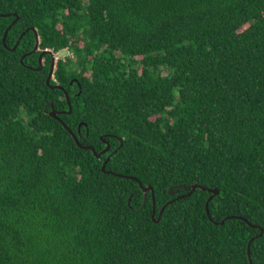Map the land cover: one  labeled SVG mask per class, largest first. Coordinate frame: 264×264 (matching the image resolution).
I'll return each instance as SVG.
<instances>
[{"label": "trees", "instance_id": "1", "mask_svg": "<svg viewBox=\"0 0 264 264\" xmlns=\"http://www.w3.org/2000/svg\"><path fill=\"white\" fill-rule=\"evenodd\" d=\"M0 14V264H249L251 237L264 264V0H0ZM29 27L39 50L21 63L34 32L9 48ZM46 48L71 52L50 80L71 106L58 117L97 153L109 142L98 158L49 115L68 105L48 54L30 69ZM107 156L133 178L102 172ZM138 181L154 218L192 184L219 192L154 222Z\"/></svg>", "mask_w": 264, "mask_h": 264}, {"label": "water", "instance_id": "2", "mask_svg": "<svg viewBox=\"0 0 264 264\" xmlns=\"http://www.w3.org/2000/svg\"><path fill=\"white\" fill-rule=\"evenodd\" d=\"M0 16H8V14H0ZM17 19V17L15 16V18L10 22V24H8V26L6 27V29L4 30L3 32V35H2V44L4 47H6V35H7V32L9 30V28L11 27V25L15 22V20ZM29 30H32L34 32V36H35V41H34V46L33 48L22 54L20 56V62L22 63V60L23 58L26 56V55H30L32 53H34L35 51L39 50V37H38V34H37V31L32 28V27H29V28H26L24 31H22L18 37V39L16 40L15 44L9 48L10 50H13L16 46V44L18 43L19 39L24 35L25 32L29 31ZM44 54H48L51 58V62H50V66H49V70H48V74L45 78V84L47 86H49L50 88H56V89H60L64 92V95H65V98H66V101H67V105H68V110L67 111H56L54 110L52 107H51V110L49 111V115L52 117V118H55L57 120H59L61 122V124L64 126V128L71 134V136L73 137L74 139V142L76 143L77 146H79L80 148H83V149H88V150H91L92 154L95 156V157H99L101 154H104L108 151L109 149V142L106 141V140H103L104 143H105V147L100 150L98 153L94 150V148L90 145H81L76 137V135L61 121V119L58 117V115L60 113H64V112H67L69 113L70 110H71V106H70V102H69V99H68V95L66 93V91L64 90V88L59 85V84H50V80L53 79V72H54V69H55V62H56V59H55V56H54V52L51 50V49H43L39 52L38 54V58H37V62H38V66L37 67H30V69L32 70H40L41 67H42V59H43V56ZM70 84L72 83V81L69 82ZM48 105H51V103H48ZM120 142H121V139H119ZM109 159V156H107L102 164H101V171L104 172V173H109V174H113V175H118V176H121V177H128V178H133L132 176H124V175H119V174H116L114 172H111V171H107L105 170V165H106V162L108 161ZM136 180V178H134ZM138 184L143 192V201H142V204L140 205V207L138 208L141 209L143 207V204H144V201H145V194L147 191H150L151 192V196H152V219L154 222H158L160 220V217H161V214L163 212V210L165 209L166 206H168L171 202H173L175 199H178V198H182V197H185V196H189L193 191L194 189L196 188H199L201 190H205L207 192L210 193V196L207 198L206 200V203H205V210L206 212H208V202L212 199L213 196L217 195L219 190L215 187L213 188H206V187H202V186H199L198 184H192L190 186V190L187 192V193H184V194H181V195H178L176 196L175 198H172L170 199L169 201L165 202L159 209L158 211V214H157V217L154 218V213H155V203H154V194H153V189L150 185H146V186H143L141 184L140 181H138ZM168 193L169 195H173L174 194V190L173 188H169L168 190ZM132 194H130V196L128 197L127 199V204H129L130 202V198H131ZM229 217H234V216H229ZM239 219H243L241 217H237ZM249 226L251 227H255V228H258L259 229V233L257 234V236H260L262 235V232H263V229L259 226V225H255V224H251L250 222L246 221L245 219H243ZM223 220L220 221V223H222ZM254 237H251L249 240H248V243H247V256H248V263L249 264H252L251 262V256H250V243L253 241Z\"/></svg>", "mask_w": 264, "mask_h": 264}, {"label": "built area", "instance_id": "3", "mask_svg": "<svg viewBox=\"0 0 264 264\" xmlns=\"http://www.w3.org/2000/svg\"><path fill=\"white\" fill-rule=\"evenodd\" d=\"M46 49H47V48H46ZM62 50L65 51V50H68V49L65 48V49H62ZM68 51H69V50H68ZM68 51H67V52H68ZM59 52H60V51H58V52H54V56H55V59H56V60L59 59V58H63V57H65V56H67V55H65V56H58ZM68 53H69V52H68ZM70 55H71V52H70L69 56H70Z\"/></svg>", "mask_w": 264, "mask_h": 264}, {"label": "rangeland", "instance_id": "4", "mask_svg": "<svg viewBox=\"0 0 264 264\" xmlns=\"http://www.w3.org/2000/svg\"><path fill=\"white\" fill-rule=\"evenodd\" d=\"M68 50H61L60 52H59V54H58V56H65V55H69L70 54V50L67 52ZM165 73V72H164Z\"/></svg>", "mask_w": 264, "mask_h": 264}]
</instances>
